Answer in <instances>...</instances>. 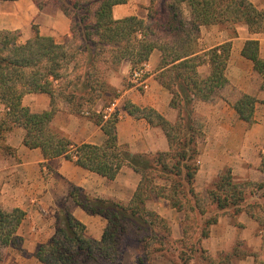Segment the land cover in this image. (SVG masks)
Masks as SVG:
<instances>
[{
    "label": "trees",
    "instance_id": "16d2710c",
    "mask_svg": "<svg viewBox=\"0 0 264 264\" xmlns=\"http://www.w3.org/2000/svg\"><path fill=\"white\" fill-rule=\"evenodd\" d=\"M32 1L39 9L49 5L60 9L70 20L71 34L56 42L33 27L34 36L20 43L18 31H0V148L11 152L4 144L5 137L22 128L23 144L39 148L44 158L62 156L110 180L125 165L139 175L127 203L90 196L73 187L69 195L74 203L85 213L106 220L101 238H90L85 225L62 206L54 233L48 242L37 245L35 259L42 264H124L127 254H135L134 264H152L158 258L175 264L171 253L177 250L178 264H189L195 253L204 264H236L247 256L253 258V264H264V150L258 167L261 181L236 179L231 168H224L198 192V141L203 133L194 112L195 101H209L226 84L231 47L226 41L196 54L199 28L226 26L235 34L236 27L244 24L251 33L263 32L264 10L251 0H150L145 19H115L113 7L128 0ZM183 4L189 8L188 21ZM155 50L160 52L161 65L170 64L160 74L161 83L170 91V105L178 115L169 122L152 107L124 101L129 115L161 128L168 142L164 151L132 153L117 142L118 112L104 118L103 110L93 107L98 101L110 102L119 96L109 83L108 72L117 71L123 60L134 68ZM241 54L262 77L264 89V58L259 54L258 40H246ZM206 60L210 72L201 76L198 67ZM30 93L49 95V107L31 111L22 104V97ZM61 102L70 113L93 119L106 136L104 143L74 144L53 126ZM256 102L255 96L242 94L233 107L240 119L251 123ZM153 199L166 200L182 213L180 239L171 237L168 221L148 206ZM241 214L257 222L260 249L241 255L233 248L211 256L201 243L209 237L212 226L223 216L236 218ZM24 217L25 212L18 207H0V248L19 244L16 232ZM193 235L194 242L188 245Z\"/></svg>",
    "mask_w": 264,
    "mask_h": 264
},
{
    "label": "crops",
    "instance_id": "0c3cea01",
    "mask_svg": "<svg viewBox=\"0 0 264 264\" xmlns=\"http://www.w3.org/2000/svg\"><path fill=\"white\" fill-rule=\"evenodd\" d=\"M259 9L264 10L261 0H251ZM264 1V0H263ZM150 0H128L115 5L112 14L115 19L136 16L145 19ZM51 36L56 42L70 37V20L58 8L39 9L32 0L0 1V31H18L19 42L24 43L35 34ZM248 39H257L259 54L264 58V31L251 33L244 24L236 27L235 34L219 29L216 25L201 26L197 35L196 54L230 42V54L226 66V84L209 101H195L197 121L203 136L198 144L197 184L213 179L224 168H231L236 179L261 181L259 171L260 154L264 150V89L263 79L253 69L249 59L241 51ZM149 74L146 87L131 84L121 90L116 99L118 122L116 123L117 142L126 145L132 153L154 154L168 148L167 138L161 128L149 124L145 119L129 115L123 108L126 100L140 107H152L169 122L177 118V109L171 107V93L161 83V72L168 65L160 64V52L153 51L146 61ZM131 70L128 60L121 62L120 72L127 75ZM201 76L210 72L206 60L198 67ZM121 75V74H119ZM255 96L253 121L247 123L240 119L233 104L242 95ZM122 102V103H121ZM50 97L45 93H30L22 97V104L33 112H42L49 107ZM118 104H121L118 106ZM3 105L0 103V111ZM53 126L66 135L74 144L89 143L101 145L106 136L101 127L86 116H77L67 110V104H59V110L52 120ZM17 130V131H16ZM22 128L9 132L4 144L11 148L7 152L0 148V207L6 210L20 208L25 217L17 229L16 235L21 241V250L12 259L14 264H42L35 259L38 244L46 243L55 230V215L63 206L85 225L86 234L92 239H100L106 220L98 215H89L76 205L69 192L73 187L84 190L90 196L105 199L128 201L136 187L139 175L125 165L110 180L76 165L64 157L44 158L39 148L30 149L23 144ZM21 131V132H20ZM127 175V176H126ZM132 182L126 184V178ZM169 221L172 236H182V213L171 207L166 200L157 199L148 205ZM232 225L229 218L221 217L211 228L220 232L216 238L218 249H222L229 237L249 242L251 250L259 248L258 224L246 215H239ZM238 229V230H237ZM235 232L231 234V232ZM210 241V238L207 239ZM238 264H253L251 256L238 261Z\"/></svg>",
    "mask_w": 264,
    "mask_h": 264
},
{
    "label": "rangeland",
    "instance_id": "374dc122",
    "mask_svg": "<svg viewBox=\"0 0 264 264\" xmlns=\"http://www.w3.org/2000/svg\"><path fill=\"white\" fill-rule=\"evenodd\" d=\"M260 3L263 4L264 1L261 0ZM48 7L49 8H52L54 6L49 5ZM182 12H183V16H184L185 20H187V21L190 20L189 8L185 4L182 5ZM216 26L219 29H222V30L227 31L229 34H231V32H232V30L229 27H226V26L225 27L224 26L221 27L219 25H216ZM197 35L195 37L196 38L195 39L196 42H197ZM120 67H121V64L119 65L117 71H114V72L110 71V72H108V80H109V83L111 84V86L113 88L116 89V91L118 92V95H120L121 90L123 88H125V87H127V86H129L131 84V82L128 79L129 73H127V75H123L122 73H119L120 72ZM119 74H121V75H119ZM118 97L113 98L110 102H108V101H98V102H96V104H95V106L93 108L96 111L104 110L107 105H109L111 102H114ZM61 103H63V102H61ZM61 103H59V104H61ZM120 105L121 104H118V106H120ZM194 108H195V105H194ZM67 110H68V107H67ZM68 112H69V110H68ZM194 112H195V110H194ZM195 115H196V118H197V113L196 112H195ZM77 116H79V115H77ZM84 116L88 117L87 115H84ZM91 120L93 121V119H91ZM15 129H18V131H19V129H21V128H15ZM22 132H23V130H22ZM197 164H198V162H197ZM125 178H126V181H127L126 184H130V182H132V178L131 177H125ZM213 179H210L209 181L208 180H205L202 184H197V181H196V190L198 192H203L205 190V188L211 183V181ZM242 180H249V179H242ZM111 200L118 201V200H115V199H111ZM156 200L157 199H153L151 202H148V205L153 204ZM119 202H121V201H119ZM127 202L128 201H124V202H121V203H127ZM61 204L64 207H66V203H65L64 200L61 201ZM56 215H55V217H56ZM241 215H243V214H241ZM224 217L229 218V220H230V222H231L232 225L234 224L235 226L238 225L239 227H241L239 224H242V223L237 222V217L238 216L236 218H231L229 216H224ZM55 223H56V221H55ZM168 223H169V221H168ZM181 224L183 226V221L181 222ZM182 226H181V228H182ZM211 232H212V230H211ZM211 232H210V235L208 237V238H210V241H207V239H208L207 238L206 240H204L201 243L202 246L205 249L208 250V252H209V254L211 256H215L216 257V255L218 253H220V252H223V253L229 252V251L233 250V248H237L238 253L241 254V255L244 254V253H246V252L253 251V250H251V247H249V242H246V241H243V240H238V239L236 240L234 237H229V239H227L226 242H224L223 248L222 249H218L219 245H218V243H216V238L218 237V234H219L220 230L219 229H214V236H211ZM234 233L235 232H233V231L231 232V234L235 235ZM259 235H260V232H259ZM171 237L173 239H178V238H174L172 236V230H171ZM180 238L181 237H179V239ZM194 239H195V235H193V237L190 240H188L189 242L187 241V244L188 245H191L192 242H194ZM261 241H262V238H261V235H260V237H259L260 244H259V248L256 251H258L260 249ZM236 246H238V247H236ZM19 250H21V241H19V244L18 245L2 246L0 248V264H14L12 262V259L16 256V253ZM176 252H177V250H173L171 254H173V256H174L173 257L174 263L175 264H178V259H177V253ZM243 259H245V258H243ZM238 261L236 262V264H238ZM134 262H135V254H133V255L127 254V256L125 257L123 263L124 264H134ZM188 263L189 264H204L203 261L201 260L200 256L197 253H195L188 260ZM152 264H173V263L170 262V261H168V260H165V259H162V258H158Z\"/></svg>",
    "mask_w": 264,
    "mask_h": 264
},
{
    "label": "built area",
    "instance_id": "2783aa9c",
    "mask_svg": "<svg viewBox=\"0 0 264 264\" xmlns=\"http://www.w3.org/2000/svg\"><path fill=\"white\" fill-rule=\"evenodd\" d=\"M149 74V67L147 62H143L142 64L131 68L129 72V78L130 81L133 82L134 84H137L141 86L142 88L146 87V78ZM117 101L115 100L114 102H111L109 105L106 106V108L103 110L104 118H107L111 113L116 111V103Z\"/></svg>",
    "mask_w": 264,
    "mask_h": 264
}]
</instances>
